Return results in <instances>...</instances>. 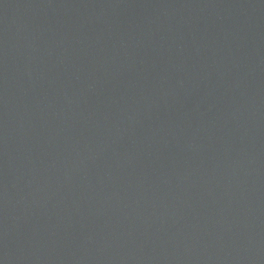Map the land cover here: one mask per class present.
<instances>
[{"label": "water", "instance_id": "95a60500", "mask_svg": "<svg viewBox=\"0 0 264 264\" xmlns=\"http://www.w3.org/2000/svg\"><path fill=\"white\" fill-rule=\"evenodd\" d=\"M0 264H264V0H0Z\"/></svg>", "mask_w": 264, "mask_h": 264}]
</instances>
